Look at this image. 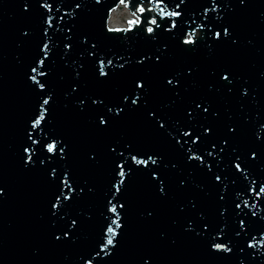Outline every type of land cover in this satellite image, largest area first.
I'll list each match as a JSON object with an SVG mask.
<instances>
[{"label": "water", "instance_id": "95a60500", "mask_svg": "<svg viewBox=\"0 0 264 264\" xmlns=\"http://www.w3.org/2000/svg\"><path fill=\"white\" fill-rule=\"evenodd\" d=\"M0 264H264V0H0Z\"/></svg>", "mask_w": 264, "mask_h": 264}, {"label": "snow or ice", "instance_id": "6c2138e0", "mask_svg": "<svg viewBox=\"0 0 264 264\" xmlns=\"http://www.w3.org/2000/svg\"><path fill=\"white\" fill-rule=\"evenodd\" d=\"M176 7L178 8V7H179V4H177ZM140 11L142 12V11H144V9L141 8ZM170 15H172V16H176V15H179V13H177V12H172V13H170ZM130 23H136V21H130ZM152 23H153V24L156 23L155 19L152 20ZM147 30H148L149 32H152V31H153V29H152L151 27H149ZM225 34H227V29H225ZM217 35H219V34H217ZM186 42H187V43H192L193 41L188 40V41H186ZM34 71H35V70H34ZM224 78L227 79V76H225ZM169 83H171V81H169ZM138 86L142 87L143 85L141 84V85H138ZM137 99H139V97H137ZM133 102L135 103V101H133ZM44 103L47 104L48 101L45 100ZM205 111H207V109H205ZM42 118H43V117H41V119H42ZM36 123H39V121H36ZM101 123H106V121L101 120ZM49 150L51 151L52 149L50 148ZM121 175H123V172H121ZM113 211H115V208H113ZM73 223H75V222H73ZM108 232H109V233H113V235H109V236H108V238H107V240H106V245H105V246L113 245L114 231H113V229L110 227V228L108 229ZM57 239H59V237H57ZM215 246L218 247V248L220 247L219 245H215ZM225 250H227V251H231V249H230V248H226V246H225Z\"/></svg>", "mask_w": 264, "mask_h": 264}, {"label": "bare ground", "instance_id": "6f19581e", "mask_svg": "<svg viewBox=\"0 0 264 264\" xmlns=\"http://www.w3.org/2000/svg\"><path fill=\"white\" fill-rule=\"evenodd\" d=\"M122 11H126V12H128L129 16L132 15V13H130V12L127 10V7H120V8H118V9L112 14V17H111V19H110V23H122L121 21H118V16H119V14H120ZM122 24H127V23L125 22V23H122Z\"/></svg>", "mask_w": 264, "mask_h": 264}, {"label": "rangeland", "instance_id": "374dc122", "mask_svg": "<svg viewBox=\"0 0 264 264\" xmlns=\"http://www.w3.org/2000/svg\"><path fill=\"white\" fill-rule=\"evenodd\" d=\"M123 13L119 14L118 16V21H121L122 23H124V21H126L127 19V15H122Z\"/></svg>", "mask_w": 264, "mask_h": 264}]
</instances>
